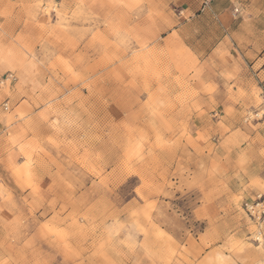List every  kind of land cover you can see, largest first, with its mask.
Returning a JSON list of instances; mask_svg holds the SVG:
<instances>
[{"label":"rangeland","instance_id":"rangeland-1","mask_svg":"<svg viewBox=\"0 0 264 264\" xmlns=\"http://www.w3.org/2000/svg\"><path fill=\"white\" fill-rule=\"evenodd\" d=\"M181 261L264 264V0H0V264Z\"/></svg>","mask_w":264,"mask_h":264},{"label":"crops","instance_id":"crops-1","mask_svg":"<svg viewBox=\"0 0 264 264\" xmlns=\"http://www.w3.org/2000/svg\"><path fill=\"white\" fill-rule=\"evenodd\" d=\"M239 48V46H238ZM241 50V51H240ZM238 50V53H234L233 49H230V52L228 54H230V56H228V54H226V57H228V61L225 70H229L230 72L232 71H236L238 72L237 74H235L234 76L237 78L238 75H240V71H244L247 69L246 65H244V61L243 60H248L251 62V64L253 66H255L256 62V57L257 54L254 51V47L252 46L249 50H245L243 51L242 49ZM216 77V76H215ZM201 101H216L215 98L213 99H206L204 97H201L200 99ZM244 179H246V177H244ZM206 202L200 204L197 208L194 209V216L197 220H200L202 222L205 223V229L200 232L199 234H201L202 236H206L207 238H209L211 235H214V230L216 228V224L218 222H216V219H219V215L224 216L223 218V222L221 221L222 225L225 226L226 225H231L234 223V216L232 211L230 212V210L228 211L229 206H226V208L221 207L220 205L216 204V202L214 201V196L213 192L208 193L207 197H209ZM218 217V218H216ZM196 235V234H195ZM190 238V237H188ZM198 245L204 249L205 246H208L204 243L199 244V242L197 241ZM208 250L207 253L211 252V249H206ZM205 250V251H206ZM201 254V253H200ZM193 260V259H192ZM196 262V260L194 261ZM184 261H181V264H183ZM196 264V263H194Z\"/></svg>","mask_w":264,"mask_h":264},{"label":"built area","instance_id":"built-area-1","mask_svg":"<svg viewBox=\"0 0 264 264\" xmlns=\"http://www.w3.org/2000/svg\"><path fill=\"white\" fill-rule=\"evenodd\" d=\"M6 108H8V105H5ZM247 206V209L250 211V212H255V206L253 205H249V204H246Z\"/></svg>","mask_w":264,"mask_h":264}]
</instances>
